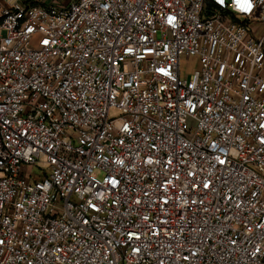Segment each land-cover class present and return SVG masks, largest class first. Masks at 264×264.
Listing matches in <instances>:
<instances>
[{"label": "built area", "instance_id": "built-area-1", "mask_svg": "<svg viewBox=\"0 0 264 264\" xmlns=\"http://www.w3.org/2000/svg\"><path fill=\"white\" fill-rule=\"evenodd\" d=\"M250 2L0 0V264H264Z\"/></svg>", "mask_w": 264, "mask_h": 264}, {"label": "rangeland", "instance_id": "rangeland-1", "mask_svg": "<svg viewBox=\"0 0 264 264\" xmlns=\"http://www.w3.org/2000/svg\"><path fill=\"white\" fill-rule=\"evenodd\" d=\"M24 1V0H22ZM51 0H48V3L50 2ZM181 75L183 78H189L193 71L196 70L198 68V59L197 58H182L181 59Z\"/></svg>", "mask_w": 264, "mask_h": 264}, {"label": "clouds", "instance_id": "clouds-1", "mask_svg": "<svg viewBox=\"0 0 264 264\" xmlns=\"http://www.w3.org/2000/svg\"><path fill=\"white\" fill-rule=\"evenodd\" d=\"M219 2L223 3V0H219ZM253 7L254 5L250 0H246L244 3H240L239 0H237V3L233 5L234 10H242L245 13H250Z\"/></svg>", "mask_w": 264, "mask_h": 264}]
</instances>
